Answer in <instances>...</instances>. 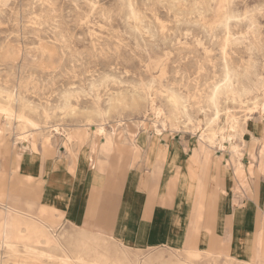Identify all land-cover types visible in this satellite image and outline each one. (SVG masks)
Segmentation results:
<instances>
[{
	"label": "rangeland",
	"instance_id": "obj_1",
	"mask_svg": "<svg viewBox=\"0 0 264 264\" xmlns=\"http://www.w3.org/2000/svg\"><path fill=\"white\" fill-rule=\"evenodd\" d=\"M0 108L22 116L0 110V144L17 154L26 119L39 127L34 146L71 155L106 138L120 147L164 137L219 156L237 196L261 198L264 0H0ZM9 202L0 201V264H264V198L252 257L138 247L113 235L111 218L101 233Z\"/></svg>",
	"mask_w": 264,
	"mask_h": 264
},
{
	"label": "crops",
	"instance_id": "obj_2",
	"mask_svg": "<svg viewBox=\"0 0 264 264\" xmlns=\"http://www.w3.org/2000/svg\"><path fill=\"white\" fill-rule=\"evenodd\" d=\"M154 140L140 138L120 147L103 141L95 151L83 145L74 155L39 145L33 153L27 146L29 151L17 154L3 142L0 201L15 198L18 206L11 204L17 211L36 214L44 206L54 219L89 228L111 218L113 235L138 247L195 246L218 255L233 249L230 257L241 251L252 257V244L260 247L262 240L263 233L254 238L252 233L264 187L261 198H239L233 168L219 156L205 160L203 151H189L181 141L172 146L168 138ZM236 217L243 219L241 228ZM95 230L102 233L99 226Z\"/></svg>",
	"mask_w": 264,
	"mask_h": 264
},
{
	"label": "bare ground",
	"instance_id": "obj_3",
	"mask_svg": "<svg viewBox=\"0 0 264 264\" xmlns=\"http://www.w3.org/2000/svg\"><path fill=\"white\" fill-rule=\"evenodd\" d=\"M0 110L1 111H3L4 112V114L5 115H7V117L9 116V118L10 117H14V118H17L18 120H19V118H21L22 116H20L19 117V115H17V114H14V112L12 111V110H10V109H8V108H0ZM159 111V110H158ZM160 113H162V112H160ZM159 114V113H158ZM22 119V118H21ZM151 119V118H150ZM27 120V123L31 126V127H33L32 128V131L33 130H38L39 129V127L37 126V124L36 123H34L32 120H30V119H26ZM39 125V124H38ZM58 128V127H57ZM98 129V128H97ZM59 130V129H58ZM105 130V129H104ZM156 130V129H155ZM31 131V132H32ZM100 131H103V127L102 126H100ZM160 130L159 129H157V132H159ZM31 132L29 133V134H26V135H24V136H21L22 137V145H23V149H25L27 146L28 147H30V153H33L35 150H37L36 149V146H34L33 145V143L30 141V139H29V136H30V134H31ZM58 132V131H57ZM121 132L122 131H119L118 133H117V136H120V134H121ZM52 133V132H51ZM76 133H77V131H76ZM47 134V133H46ZM77 135V134H76ZM52 136V135H51ZM70 136V135H69ZM75 136V135H74ZM109 136V135H108ZM37 137H39L38 135H37ZM229 140L232 142V138L230 137L229 138ZM2 141H3V135H2V130H0V143L2 144ZM48 142V139H44V140H42V144H45V143H47ZM104 143L108 146V147H111V144H112V141L110 140V139H108V138H106L105 140H104ZM0 144V145H1ZM169 146V145H168ZM42 148V147H41ZM231 149H232V152L234 153L233 155H235L237 158H238V156H239V152H238V148L236 147V146H234V145H232V147H231ZM71 151V150H70ZM195 152V151H194ZM193 153V152H192ZM196 153V152H195ZM195 153L193 154V155H195ZM60 154V153H59ZM66 155V154H65ZM34 156V155H33ZM234 156V157H235ZM32 157V156H31ZM207 157H208V152H207V150L204 152V156H203V158H205V160L207 159ZM192 158V157H191ZM238 162V161H237ZM240 164V163H239ZM7 226V225H6ZM46 227V226H45ZM5 242V241H4ZM261 244H263V242H262V240H261V242H260ZM5 244V243H4ZM7 244V243H6ZM5 244V245H6ZM260 244V245H261Z\"/></svg>",
	"mask_w": 264,
	"mask_h": 264
}]
</instances>
